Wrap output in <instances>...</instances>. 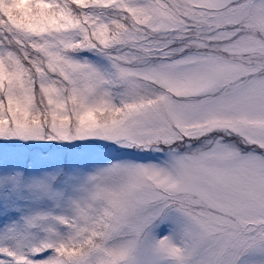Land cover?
Returning <instances> with one entry per match:
<instances>
[{"label":"snow or ice","instance_id":"snow-or-ice-1","mask_svg":"<svg viewBox=\"0 0 264 264\" xmlns=\"http://www.w3.org/2000/svg\"><path fill=\"white\" fill-rule=\"evenodd\" d=\"M0 264H264V0H0Z\"/></svg>","mask_w":264,"mask_h":264}]
</instances>
